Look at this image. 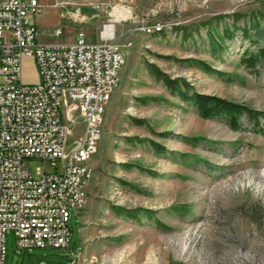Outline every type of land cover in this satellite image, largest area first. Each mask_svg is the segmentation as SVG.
<instances>
[{
  "label": "rangeland",
  "instance_id": "rangeland-1",
  "mask_svg": "<svg viewBox=\"0 0 264 264\" xmlns=\"http://www.w3.org/2000/svg\"><path fill=\"white\" fill-rule=\"evenodd\" d=\"M55 1L40 0L44 13L32 19L43 44L74 42L78 28L95 40L109 14L129 11L132 19L115 26L124 63L70 248L19 251L8 233L5 264H68L77 250L83 264H264V121L233 131L202 119L182 95L264 111V62L253 71L241 62L264 46V0ZM144 16L173 25L147 35L136 30ZM59 27L63 36L53 38ZM38 82L35 59L23 56L21 83ZM23 163L33 177L43 166ZM44 171H60V162ZM108 214L118 221L105 222ZM98 239L104 244L89 254Z\"/></svg>",
  "mask_w": 264,
  "mask_h": 264
},
{
  "label": "built area",
  "instance_id": "built-area-1",
  "mask_svg": "<svg viewBox=\"0 0 264 264\" xmlns=\"http://www.w3.org/2000/svg\"><path fill=\"white\" fill-rule=\"evenodd\" d=\"M64 4L56 0L52 6ZM44 10L40 0H0V264L8 233L19 251L70 248L71 219L87 204L90 162L124 63L115 26L132 19L119 10V19L108 15L95 41L78 31L74 42L43 44L32 19ZM70 17L78 18V11ZM172 25H152L144 16L136 30L150 35ZM61 36L63 28H56L52 37ZM23 56L35 59V85L21 83ZM31 158L43 161L35 177L23 163ZM57 160L60 171L47 174L44 164ZM79 256L80 251L71 252L68 264H83Z\"/></svg>",
  "mask_w": 264,
  "mask_h": 264
},
{
  "label": "trees",
  "instance_id": "trees-1",
  "mask_svg": "<svg viewBox=\"0 0 264 264\" xmlns=\"http://www.w3.org/2000/svg\"><path fill=\"white\" fill-rule=\"evenodd\" d=\"M241 62L246 68L252 71L255 70L258 65L264 62V46L258 47L254 53L245 54ZM165 82L169 86L174 84L173 80L169 79H165ZM182 95L185 100L193 104L195 110L202 119L221 120L233 131L240 130L245 123L248 124L252 130L257 131L260 121H264V111L249 108L244 104L214 95L196 92L189 96L186 93H182Z\"/></svg>",
  "mask_w": 264,
  "mask_h": 264
},
{
  "label": "crops",
  "instance_id": "crops-1",
  "mask_svg": "<svg viewBox=\"0 0 264 264\" xmlns=\"http://www.w3.org/2000/svg\"><path fill=\"white\" fill-rule=\"evenodd\" d=\"M85 27V26H84ZM78 31H83L84 32V34H85V39L87 40V41H95V40H91V37H90V35L87 33V32H85L84 31V29H81V28H78ZM78 31H75L74 32V35H75V37H74V41H75V39H76V36H77V32ZM71 43V42H70ZM101 139V138H100ZM111 218V219H110ZM118 221V217H116V216H114V217H110V215L108 214V216H107V218H105L104 219V221L105 222H113V221ZM80 231H82V228H80L79 227V232ZM80 236H81V234H80ZM88 240V239H87ZM104 244V241L103 240H100V239H98L97 241L95 240V241H93V242H91L90 244H88V253L89 254H93V253H96V252H98L99 251V248H100V246L101 245H103Z\"/></svg>",
  "mask_w": 264,
  "mask_h": 264
},
{
  "label": "bare ground",
  "instance_id": "bare-ground-1",
  "mask_svg": "<svg viewBox=\"0 0 264 264\" xmlns=\"http://www.w3.org/2000/svg\"><path fill=\"white\" fill-rule=\"evenodd\" d=\"M115 16V15H114ZM119 15H116L115 17H118Z\"/></svg>",
  "mask_w": 264,
  "mask_h": 264
}]
</instances>
